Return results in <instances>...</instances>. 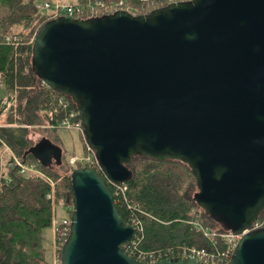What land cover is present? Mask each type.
Returning <instances> with one entry per match:
<instances>
[{"label": "water", "instance_id": "water-1", "mask_svg": "<svg viewBox=\"0 0 264 264\" xmlns=\"http://www.w3.org/2000/svg\"><path fill=\"white\" fill-rule=\"evenodd\" d=\"M32 68L76 105L100 169L72 173L61 264H146L122 248L135 229L110 187L130 181L137 156L186 164L196 203L227 231L242 233L264 211V0L53 19L36 34ZM228 264H264V229L244 235Z\"/></svg>", "mask_w": 264, "mask_h": 264}, {"label": "trees", "instance_id": "trees-1", "mask_svg": "<svg viewBox=\"0 0 264 264\" xmlns=\"http://www.w3.org/2000/svg\"><path fill=\"white\" fill-rule=\"evenodd\" d=\"M101 1L114 6L123 3L121 7L138 10L137 15L157 9L142 11L153 6L154 0ZM38 3L0 0V78L7 94L0 104V120L4 118L0 149H10L41 173L23 174L18 166L9 165L3 172L0 161V264H53L44 247V231L53 227L54 202L74 204L72 173L77 168L67 160L58 135V123L65 115L57 103L61 94L48 88L32 68L34 39L47 22L37 9ZM17 30L20 43H5L4 37ZM32 131L41 133L38 144L30 139ZM51 149L54 151L49 152ZM128 168L132 177L125 184L126 192L112 183L110 187L120 216L128 224L140 225L133 240L122 245L131 257L136 258L135 252L179 253L191 247L212 250L210 240L197 225L218 233L230 232L196 203L197 181L186 164L137 156ZM95 170L100 173L99 168Z\"/></svg>", "mask_w": 264, "mask_h": 264}, {"label": "built area", "instance_id": "built-area-1", "mask_svg": "<svg viewBox=\"0 0 264 264\" xmlns=\"http://www.w3.org/2000/svg\"><path fill=\"white\" fill-rule=\"evenodd\" d=\"M193 0H154L153 6H147L143 8L142 11L145 12L151 8L161 9L171 4L189 2ZM123 3H120L119 6H114L105 4L101 0H88L83 3L76 4H66L59 0H46L38 3L37 9L39 12L46 17V21L57 19L60 17H66L69 19H91L95 17H102L108 15L109 12L115 13L117 11H126L132 15H137V11L134 8L121 7ZM4 42L7 44L17 45L20 43V37L17 35L14 36H5ZM58 105L64 110L65 115L58 123V126L61 129L75 130L81 133V136H84V126L81 119V115L78 110L75 108L76 105L73 103L69 97L61 95L57 99ZM6 105V102L3 103ZM87 152L83 154L82 157L74 156L70 158L69 163L74 165L76 168H99L98 161L95 155L94 150H92L86 144ZM85 149V151H86ZM13 162L9 166H18L21 169V173L30 174L32 176L40 175V171L35 166H29L24 164L22 160L18 159L13 155ZM126 184V183H125ZM125 184L116 185L123 193L126 192L127 188ZM53 198V196H50ZM56 203L54 202V224L56 234V247H55V256L54 264H61V252L62 248L65 245L71 231V215L73 211V205L65 206L68 209V217L58 221L56 218ZM64 206V205H63ZM131 225V224H130ZM136 231L139 229L140 225L134 223L132 225ZM204 233V236L208 238L212 245V250L200 249L198 247L185 248L179 253L174 252H135L133 253L136 258H133L139 262L152 264L161 262L167 259H176V258H190L196 259L203 264H228L231 261V258L234 254V251L242 239V237L252 231L264 229V211L254 221L250 228L244 230L242 233L237 234L233 232L218 233L216 231H210L204 229L202 226L197 225ZM133 237V238H134ZM132 238V240H133ZM131 240V241H132ZM129 243V242H128ZM136 241H133V245L136 248ZM130 256V255H129ZM131 257V256H130Z\"/></svg>", "mask_w": 264, "mask_h": 264}, {"label": "rangeland", "instance_id": "rangeland-1", "mask_svg": "<svg viewBox=\"0 0 264 264\" xmlns=\"http://www.w3.org/2000/svg\"><path fill=\"white\" fill-rule=\"evenodd\" d=\"M42 1L43 0H38L39 3ZM53 1H57V0H53ZM59 1L66 4L79 3L78 0H59ZM19 33L20 31L17 30L10 34H7V36H14V35L18 36ZM6 98H7V94L0 78V104ZM1 124H4V118L0 120V125ZM58 135L61 139V148L64 154L66 155L68 161L70 160V158L74 156L82 157L83 154L87 152L85 136H81L80 132L75 130L61 129L59 130ZM30 139L35 144H38L42 140L41 133H39L38 131H32L30 134ZM12 158H14L13 152L10 149H6V148L0 149V161L3 172L6 171L5 168L8 167ZM55 212L57 217L56 219L58 221H61L68 217V209L63 205H57ZM44 247L47 250L48 257L52 259V261H54L55 247H56V234L54 227L44 231Z\"/></svg>", "mask_w": 264, "mask_h": 264}, {"label": "flooded vegetation", "instance_id": "flooded-vegetation-1", "mask_svg": "<svg viewBox=\"0 0 264 264\" xmlns=\"http://www.w3.org/2000/svg\"><path fill=\"white\" fill-rule=\"evenodd\" d=\"M51 150H49V152H50Z\"/></svg>", "mask_w": 264, "mask_h": 264}, {"label": "bare ground", "instance_id": "bare-ground-1", "mask_svg": "<svg viewBox=\"0 0 264 264\" xmlns=\"http://www.w3.org/2000/svg\"><path fill=\"white\" fill-rule=\"evenodd\" d=\"M60 108V107H59Z\"/></svg>", "mask_w": 264, "mask_h": 264}]
</instances>
